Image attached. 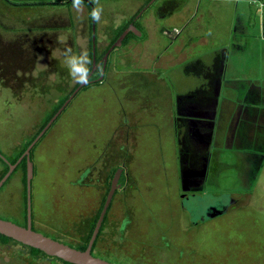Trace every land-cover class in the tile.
Listing matches in <instances>:
<instances>
[{
    "label": "rangeland",
    "instance_id": "rangeland-1",
    "mask_svg": "<svg viewBox=\"0 0 264 264\" xmlns=\"http://www.w3.org/2000/svg\"><path fill=\"white\" fill-rule=\"evenodd\" d=\"M93 35L99 42L93 32L90 40ZM49 48L35 52L36 64L25 71L16 56L0 67V152L9 159L77 83L78 73L67 63L77 55ZM102 48L95 46V53ZM120 50L110 53L103 80L78 90L33 150L34 229L83 243L109 180L121 168L98 257L108 255L116 264H264V87L239 88L238 98L245 91L247 97L232 118H190L185 135L174 87L172 102H166V89L147 87L141 81L148 75L128 70V56L115 63ZM174 113L176 122L169 116ZM195 158L203 172L188 195L207 203L235 200L204 221L183 210L181 194L189 191L182 186L183 162L194 164ZM4 172L0 161V176ZM22 213V172L15 171L0 188V217L17 223ZM0 264L59 263L0 240Z\"/></svg>",
    "mask_w": 264,
    "mask_h": 264
},
{
    "label": "crops",
    "instance_id": "crops-1",
    "mask_svg": "<svg viewBox=\"0 0 264 264\" xmlns=\"http://www.w3.org/2000/svg\"><path fill=\"white\" fill-rule=\"evenodd\" d=\"M64 1L73 0L35 5L0 0V40L7 46L16 41L24 56L22 70L29 66L30 52L35 65V52L47 47L86 57L88 68L92 25L101 54L125 26L128 32L115 63L124 64L128 56V70L148 75L140 80L147 87L166 89V102H172L174 87L175 113L185 135L192 127L190 118H232L247 97L245 91L238 98L239 88L264 87V0ZM97 9L99 18L94 19ZM175 113L169 115L174 122Z\"/></svg>",
    "mask_w": 264,
    "mask_h": 264
},
{
    "label": "water",
    "instance_id": "water-1",
    "mask_svg": "<svg viewBox=\"0 0 264 264\" xmlns=\"http://www.w3.org/2000/svg\"><path fill=\"white\" fill-rule=\"evenodd\" d=\"M89 4L90 2L87 1ZM93 23V19H92ZM92 32L93 31V25H92ZM128 32V29H125L119 37L115 40V42L109 47L105 55L103 56V67L101 70V75L98 79H101L103 77L104 72V65L107 58L108 53L114 48L120 46L122 39ZM91 52H92V68L89 71L86 80L81 81L77 88L70 94V96L63 102V104L57 109V111L51 116V118L47 121V123L41 128V130L37 133V135L34 137V139L29 143V145L26 147V149L22 152L20 157L17 159L16 162L13 164L10 163L1 153H0V159H2L8 166L7 171L3 174V176L0 178V188L3 186V184L6 182V180L10 177L12 172L14 171L16 165L19 163V161L25 157L26 160V171H25V187H26V225H20L18 223H15L8 219L0 218V234L3 236H6L8 238L13 239L14 241L21 243L23 245L35 248L46 254L50 257H57L65 262L71 263V264H116L110 261H107L103 258H100L98 256H94L91 253V249L93 246V243L98 235L99 229L102 225V222L104 220V217L106 215L107 209L111 203V200L113 198V194L115 190L119 187L118 181L120 178V174L122 169L118 168L114 172L112 179L110 181V186L107 191V194L105 196V200L103 202L102 208L99 212L98 218L95 222L94 228L91 232L90 238L88 240L87 246L84 250L77 249L75 247H72L66 243H63L59 240H56L52 237H49L39 231H36L32 229L31 224V182L33 178V163L30 160V150L33 147V145L43 136V134L48 130V128L52 125V123L56 120V118L59 116L61 111L65 108V106L68 104L69 100L73 97V95L79 90V88L87 85L90 80H88V77L92 74L94 69L96 68L95 65V39L94 35L92 37L91 41ZM235 202L234 199H230L229 202H227L223 206H215L211 205L206 208L205 216H202L200 219H210L215 216H218L222 213H224L228 207Z\"/></svg>",
    "mask_w": 264,
    "mask_h": 264
},
{
    "label": "flooded vegetation",
    "instance_id": "flooded-vegetation-1",
    "mask_svg": "<svg viewBox=\"0 0 264 264\" xmlns=\"http://www.w3.org/2000/svg\"><path fill=\"white\" fill-rule=\"evenodd\" d=\"M125 29H127L126 27L124 28V30ZM123 30V31H124ZM122 31V32H123ZM121 32V33H122ZM119 37V36H118ZM117 37V38H118ZM16 41L14 40V42H13V45H10V46H7V45H5L1 40H0V67H1V65H3V64H7L8 62V58L10 57V56H16V58H17V63L18 64H20L19 63V61H20V59H22L24 56L22 55V51L20 50V49H18L17 47H16ZM114 43V42H113ZM106 49V48H105ZM109 49V48H108ZM114 49V48H113ZM112 49V50H113ZM107 52V51H106ZM105 52V53H106ZM20 53V54H19ZM105 53L103 54V56L105 55ZM29 56V58H30V63H29V65L30 64H34L33 63V59H34V56H33V54H32V52H30V54L28 55ZM103 56H102V61L101 60H99V62L101 61V65H103V62H104V60H103ZM108 56V55H107ZM15 58V59H16ZM89 61H90V59H89ZM98 62V63H99ZM91 63H92V61H91ZM21 65V67H22V64H20ZM105 65H106V61H105ZM97 66H98V64L96 65V68H97ZM91 68H92V66H91ZM96 68L94 69V71L92 72V74L88 77V80H90L91 82H89L88 84H90V83H93V82H97V81H101L102 80V78L100 79V80H97V77L98 76H100V74H101V70H102V66H101V70L99 71V73L97 74L96 73ZM104 69H105V66H104ZM88 70L90 71L91 69H89V66H88ZM89 71H88V73H89ZM103 75H104V72H103ZM79 83L80 82H77V83H74L72 86H71V89L69 90V93L67 94L68 96H67V98L70 96V94L77 88V86L79 85ZM87 84V85H88ZM84 87V86H83ZM83 87H81V88H83ZM81 88H79V90L81 89ZM66 98V99H67ZM65 99V100H66ZM64 100V101H65ZM66 107V106H65ZM63 111V110H62ZM61 111V112H62ZM39 132V131H38ZM46 133V132H45ZM44 133V134H45ZM43 134V135H44ZM37 134H35L34 135V137L36 136ZM34 137L31 139V141L34 139ZM42 138V137H41ZM40 138V139H41ZM39 139V140H40ZM38 140V141H39ZM30 141V142H31ZM37 141V142H38ZM36 142V143H37ZM36 143L33 145V147L31 148V150H30V153H31V151L34 149L35 150V148H36ZM29 145V144H28ZM27 145V146H28ZM26 149V148H25ZM24 149V150H25ZM23 150V151H24ZM1 153V152H0ZM2 154V153H1ZM7 160L9 159L8 157H6V156H4ZM20 157V156H19ZM18 157V158H19ZM17 158V159H18ZM2 160V159H1ZM25 161V164H26V160H25V157L24 158H22L20 161H19V163L21 162V161ZM30 160L32 161V159H31V155H30ZM3 161V160H2ZM9 161V160H8ZM17 161V160H16ZM15 161V162H16ZM4 162V161H3ZM10 162V161H9ZM190 161L189 160H184V162H183V164H184V169H183V171L185 172V178L183 179V183H182V186H183V188H187V190H189V191H187L186 193H182L181 195L184 197V199L187 201L183 206V210H187L188 211V216L190 215L191 216V218H193V215H195V216H197V217H195V218H197V219H200L202 216H205L204 214L206 213V208L208 207V206H211V205H215V206H223V204H226L227 203V201H229L228 199L226 200L225 199V201L224 200H221V198H218L217 200H214V202H205V200H204V202L199 198V197H197V196H194V195H188V193L189 194H191V189H192V184H197L198 182H199V180H200V176L202 175V172H203V167H202V160L200 161V160H197L196 158H195V160H193V161H191V162H194V164L193 163H189ZM195 162H198V164H196ZM11 163V162H10ZM18 163V164H19ZM33 163V162H32ZM13 164V163H12ZM17 164V165H18ZM17 165H16V167H17ZM16 167H15V169H16ZM33 168H34V164H33ZM15 169H14V171L12 172V174L13 173H15ZM11 174V175H12ZM11 175H10V177H11ZM33 176H34V169H33ZM121 177V176H120ZM112 179V178H111ZM111 181V180H110ZM184 184V185H183ZM4 185V184H3ZM118 185H119V187L115 190V192H114V194H113V197L115 196V194H116V192L120 189V187H121V182H120V178H119V181H118ZM109 189V188H108ZM112 201V200H111ZM108 210V209H107ZM219 216V215H218ZM215 217H217V216H215ZM214 218V217H213ZM209 219V218H208ZM211 219V218H210ZM196 220V219H195ZM204 220H206V219H204ZM204 220H201L200 219V221H204Z\"/></svg>",
    "mask_w": 264,
    "mask_h": 264
},
{
    "label": "trees",
    "instance_id": "trees-1",
    "mask_svg": "<svg viewBox=\"0 0 264 264\" xmlns=\"http://www.w3.org/2000/svg\"><path fill=\"white\" fill-rule=\"evenodd\" d=\"M5 2H7V3H9V4H13V5H18V4H20V3H15V2H12L11 0H4ZM59 1H61V0H59ZM59 1H57V2H59ZM76 0H73V1H70L71 3L72 2H75ZM65 3H68L69 1H64ZM69 2V3H70ZM25 4V3H24ZM124 28H125V26L124 27H122V28H120V30H118V32H117V34H116V36L112 39V41L110 42V44L108 45V47H106V49L103 51V53L101 54V55H98L97 53H95V65H97L98 64V62H99V60H101L102 61V56H103V54L108 50V48L113 44V42L117 39V37L121 34V32L124 30ZM126 39V38H125ZM89 59H90V61H89V69H91V66H92V63H91V61H92V52H91V40H90V53H89ZM101 64L99 63L98 64V66H97V68H96V73L98 74L99 73V71L101 70ZM85 86H87V85H85ZM84 86V87H85ZM67 96L68 95H66L65 97H64V99H63V101H61L56 107H55V109L50 113V115H48L45 119V121L43 122V124L41 125V127H40V129L38 130V131H40L41 130V128L47 123V121L51 118V116L57 111V109L63 104V102H64V100L67 98ZM38 131L36 132V134L38 133ZM34 137V136H33ZM32 137V138H33ZM31 138V139H32ZM31 139L30 140H28L26 143H25V145H24V147H23V149H21L17 154H16V156L15 157H13L12 159H8L11 163H14L16 160H17V158L22 154V152H23V150L27 147V145L30 143V141H31ZM40 141V140H39ZM38 141V142H39ZM38 142L36 143V145L38 144ZM34 150V149H33ZM33 150L31 151V153H30V155H31V159H32V157H33ZM0 161L3 163V165H4V167H5V172L7 171V169H8V166H7V164L5 163V162H3L1 159H0ZM34 169V168H33ZM15 171H21L22 172V184H23V213H22V222H17L18 224H20V225H23V226H25L26 225V187H25V171H26V164H25V161L23 160V161H21L18 165H17V167H16V169H15ZM4 172V173H5ZM3 173V174H4ZM35 174V173H34ZM3 175H1L0 176V178L2 177ZM113 176V175H112ZM112 178V177H111ZM111 180V179H110ZM110 180H109V186H110ZM32 192V191H31ZM106 194H107V192H106ZM31 197L33 198V196H32V193H31ZM113 199V198H112ZM104 200H105V197L102 199V201H101V204H100V207H99V209H98V211H97V213H96V216H95V218H94V220H93V222H92V224H91V227H90V230H89V232H88V234H87V237H86V240L83 242V243H81V244H79V245H72L71 243H69V242H67V241H64V240H61V239H58V238H56V237H54L53 235V237L52 238H54V239H56V240H59V241H61V242H63V243H66V244H68V245H70V246H72V247H75V248H77V249H80V250H84L85 248H86V246H87V243H88V240H89V238H90V235H91V232H92V230H93V228H94V225H95V222H96V220H97V218H98V215H99V212H100V210H101V208H102V205H103V202H104ZM111 203H112V201H111ZM111 203H110V205H109V207H108V210L110 209V206H111ZM108 210H107V212H106V215H105V217H104V220H103V222H102V225H101V227H100V229H99V232H98V235H97V237H96V239H95V241H94V243H93V246H92V249H91V253L94 255V256H103L102 254H100L99 252L98 253H96L95 252V250H96V248H97V246H98V240H99V238H100V235H101V233H102V231H103V228H104V223H105V221H106V218H107V213H108ZM35 215H37L36 214V211L34 210V206H33V201H32V199H31V224H32V229H34V227H33V222H34V219H35ZM1 218V217H0ZM4 219V218H3ZM34 230H36V229H34ZM37 231V230H36ZM51 235V234H50ZM0 240L1 241H3V242H14V243H17V244H20V246H22L25 250H28L33 256H35L36 258H40V259H43V258H45V259H52V260H55L56 262H58L59 264H71V263H68V262H65V261H63V260H61V259H59V258H57V257H50V256H47L46 254H44L43 252H41L40 250H38V249H35V248H32V247H29V246H26V245H23V244H21V243H18V242H16V241H14L13 239H11V238H8V237H6V236H3V235H1L0 234ZM104 258H105V260H114L112 257H110V256H108V255H105L104 256ZM114 263V262H113Z\"/></svg>",
    "mask_w": 264,
    "mask_h": 264
},
{
    "label": "clouds",
    "instance_id": "clouds-1",
    "mask_svg": "<svg viewBox=\"0 0 264 264\" xmlns=\"http://www.w3.org/2000/svg\"><path fill=\"white\" fill-rule=\"evenodd\" d=\"M76 3L78 5L79 0H76ZM92 16L94 19L99 18V9L94 10L92 13ZM67 63L71 66L74 73H78V75L75 77L77 82H81L86 80L88 75V68L86 67L87 59L84 56H74L71 57Z\"/></svg>",
    "mask_w": 264,
    "mask_h": 264
}]
</instances>
